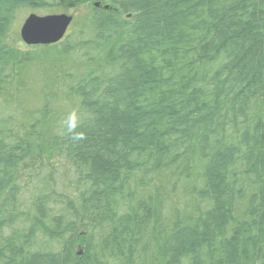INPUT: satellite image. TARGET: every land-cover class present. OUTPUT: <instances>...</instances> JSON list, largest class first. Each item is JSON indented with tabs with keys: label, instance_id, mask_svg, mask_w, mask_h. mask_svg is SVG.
<instances>
[{
	"label": "trees",
	"instance_id": "obj_1",
	"mask_svg": "<svg viewBox=\"0 0 264 264\" xmlns=\"http://www.w3.org/2000/svg\"><path fill=\"white\" fill-rule=\"evenodd\" d=\"M0 264H264V0H0Z\"/></svg>",
	"mask_w": 264,
	"mask_h": 264
},
{
	"label": "water",
	"instance_id": "obj_2",
	"mask_svg": "<svg viewBox=\"0 0 264 264\" xmlns=\"http://www.w3.org/2000/svg\"><path fill=\"white\" fill-rule=\"evenodd\" d=\"M94 7H98V4H94ZM71 22L72 17L64 14L45 16L30 14L21 25L19 37L28 47L54 45L65 37Z\"/></svg>",
	"mask_w": 264,
	"mask_h": 264
},
{
	"label": "rangeland",
	"instance_id": "obj_3",
	"mask_svg": "<svg viewBox=\"0 0 264 264\" xmlns=\"http://www.w3.org/2000/svg\"><path fill=\"white\" fill-rule=\"evenodd\" d=\"M85 9H86V7L59 9V10L55 11L54 13H51L53 11H50V10H45V11L24 10V11H21L17 16L15 25L13 27V31L11 32L10 43L12 44V46L17 47V48H24L25 47V45L20 40L19 31H20V28H21L23 21L30 14H35L37 16L64 14L67 16H71L73 18V17H77L79 14L82 13V11H85Z\"/></svg>",
	"mask_w": 264,
	"mask_h": 264
},
{
	"label": "clouds",
	"instance_id": "obj_4",
	"mask_svg": "<svg viewBox=\"0 0 264 264\" xmlns=\"http://www.w3.org/2000/svg\"><path fill=\"white\" fill-rule=\"evenodd\" d=\"M66 126L69 132L74 133V140H81L84 138V134L81 132H76L78 127V117L76 113H71L66 120Z\"/></svg>",
	"mask_w": 264,
	"mask_h": 264
}]
</instances>
